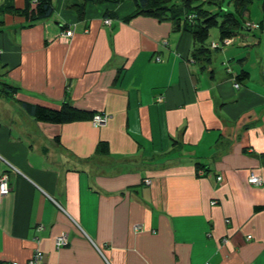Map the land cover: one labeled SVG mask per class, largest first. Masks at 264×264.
Listing matches in <instances>:
<instances>
[{
  "label": "crops",
  "instance_id": "1",
  "mask_svg": "<svg viewBox=\"0 0 264 264\" xmlns=\"http://www.w3.org/2000/svg\"><path fill=\"white\" fill-rule=\"evenodd\" d=\"M82 3L54 0L53 17L31 28L0 13L11 100L109 117L38 122L0 96V175L11 182L0 263L39 250L46 264H264V87L204 83L191 35L151 17L123 22L132 2L88 3L81 17Z\"/></svg>",
  "mask_w": 264,
  "mask_h": 264
},
{
  "label": "trees",
  "instance_id": "2",
  "mask_svg": "<svg viewBox=\"0 0 264 264\" xmlns=\"http://www.w3.org/2000/svg\"><path fill=\"white\" fill-rule=\"evenodd\" d=\"M23 9H17L7 3L0 6V13H10L25 19L26 24L22 27H34L36 24L52 18L55 13L54 0H25ZM124 0H83L82 4L76 5V12L82 17L85 6L88 3H112L119 4ZM134 11L123 18L128 23L136 17L145 16L157 19L159 22L171 24L174 32L190 33L193 38L191 49V61L197 64L201 72H207L213 62V51L224 50L238 45V41L244 39L250 32L259 31L264 33V0L262 2L263 17L259 22H253L249 17L250 5L257 0H132ZM114 14L107 13L104 23L110 25ZM109 20V24L106 23ZM217 28L219 31L220 43L213 42L211 49L207 41L211 31ZM66 30V29H65ZM248 41V40H246ZM245 45L246 43L240 42ZM168 43L165 42V45ZM250 45V44H247ZM160 60L159 57L156 58ZM241 59H239L240 61ZM242 65V64H241ZM229 78L234 83V88L239 89L251 80L252 72L244 66L235 74L227 70ZM121 73L115 79L118 81ZM210 77L214 78L211 71ZM9 83L0 82V96L12 99ZM238 85V88L235 87ZM161 101V96H158ZM17 102V101H16ZM23 110L38 122L51 124H68L78 121H93L99 115L97 111L81 110L69 102H64L59 109H52L41 105H33L26 102H18ZM102 114V113H100ZM108 118V117H107ZM60 143L59 138L56 140ZM99 152L107 154L108 144L100 142ZM10 182V181H9ZM11 183V182H10ZM11 186V184H10ZM11 192V191H10ZM9 192V193H10ZM56 240V239H55ZM69 244V242H68ZM67 244V245H68ZM66 247V246H65ZM64 248V247H62ZM61 248V249H62Z\"/></svg>",
  "mask_w": 264,
  "mask_h": 264
},
{
  "label": "rangeland",
  "instance_id": "3",
  "mask_svg": "<svg viewBox=\"0 0 264 264\" xmlns=\"http://www.w3.org/2000/svg\"><path fill=\"white\" fill-rule=\"evenodd\" d=\"M1 1L2 0H0V2ZM124 2L128 3L133 1L124 0ZM261 6H262V2L258 0L254 1L250 5L249 17L253 22H259L262 19L263 11ZM243 41L244 43H246L245 45L240 43ZM213 42L216 43L221 42L219 38V31L217 28H214L210 33V37L208 38L207 41L208 48L211 49V44ZM211 50L213 51V62L211 64L212 70H209L207 73L202 72L204 75L201 76L205 81L204 83H207V81L208 82L212 81V78H210V73L211 71H213L214 76L216 78V83L229 84V87H224V88H228V89L232 88L234 87V83L232 82L231 79L228 78L227 70L229 69L233 72V74H235L237 73V71L238 72L240 71L241 66H244L248 71L251 70L252 72L250 84L253 86H259L257 87V89L259 91H262V87H264V81L260 78L258 74L260 66L259 64H257V60H258L257 58L259 57V61L261 60L263 61L262 66H264V33H260L259 31L250 32L247 34L246 37H244V39H242V41L241 40L238 41V45H235L231 48H226L224 50H218L216 52L214 51V49ZM239 59L241 60L239 61ZM1 71L2 70L0 69V75L3 74V72ZM0 79H2V77H0ZM4 82L8 83L6 81ZM240 87L243 88L242 85ZM233 90L237 91V89H233ZM217 94H219V92ZM3 98L4 100L8 101V104H18L16 101L11 100L10 98L8 99L7 96ZM222 102H223V98L220 100V104ZM105 116L108 117L106 114ZM93 126L96 125L93 124ZM144 183L148 185V182L145 181ZM135 228L139 229V227H135Z\"/></svg>",
  "mask_w": 264,
  "mask_h": 264
},
{
  "label": "built area",
  "instance_id": "4",
  "mask_svg": "<svg viewBox=\"0 0 264 264\" xmlns=\"http://www.w3.org/2000/svg\"><path fill=\"white\" fill-rule=\"evenodd\" d=\"M36 1V0H34ZM106 23L109 24V20H106ZM74 35V32L72 29H67L64 30V32L62 33V37L64 39H69ZM236 88H238V85H235ZM107 121V117L101 116V115H97L95 116L94 120L92 121V123L96 126H101V125H105ZM8 164V162H6ZM10 166V165H9ZM11 170L19 173V170L14 168L13 166H10ZM219 179H221V177H219ZM9 177L7 175V173H2L0 175V194L1 195H7L9 194V192L11 191V186H10V182H9ZM146 182H148V185L151 183L150 180H145ZM249 182L251 184H255V185H261L263 183V180L261 177L256 176V175H251L249 178ZM61 207V206H60ZM251 238V236H248V239ZM68 244V238L66 235H62L56 238L55 240V248L56 250H60L62 247L67 246ZM0 264H46L45 262H43V254L42 252H40L39 250H36L33 254V256L26 262L24 263H19L18 261H12V262H2Z\"/></svg>",
  "mask_w": 264,
  "mask_h": 264
},
{
  "label": "bare ground",
  "instance_id": "5",
  "mask_svg": "<svg viewBox=\"0 0 264 264\" xmlns=\"http://www.w3.org/2000/svg\"><path fill=\"white\" fill-rule=\"evenodd\" d=\"M190 34V33H189ZM191 35V34H190ZM191 38H192V35H191ZM192 41H193V38H192ZM2 54V51H1V49H0V55ZM191 56V55H190ZM101 112H99V115H101V116H104L105 114L104 113H102V114H100ZM107 122V121H106ZM3 196H5V195H3Z\"/></svg>",
  "mask_w": 264,
  "mask_h": 264
}]
</instances>
